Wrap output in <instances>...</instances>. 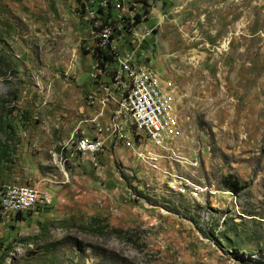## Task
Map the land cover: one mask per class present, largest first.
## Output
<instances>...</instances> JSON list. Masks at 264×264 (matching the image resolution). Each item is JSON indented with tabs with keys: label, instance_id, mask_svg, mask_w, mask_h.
Masks as SVG:
<instances>
[{
	"label": "rangeland",
	"instance_id": "rangeland-1",
	"mask_svg": "<svg viewBox=\"0 0 264 264\" xmlns=\"http://www.w3.org/2000/svg\"><path fill=\"white\" fill-rule=\"evenodd\" d=\"M93 1L0 0V184L54 197L0 214V264H264V0H147L131 30L117 22L116 45L171 92L179 133L99 137L97 164L73 149L84 115L65 95L93 82ZM124 1L104 13L140 10Z\"/></svg>",
	"mask_w": 264,
	"mask_h": 264
},
{
	"label": "built area",
	"instance_id": "built-area-1",
	"mask_svg": "<svg viewBox=\"0 0 264 264\" xmlns=\"http://www.w3.org/2000/svg\"><path fill=\"white\" fill-rule=\"evenodd\" d=\"M107 3H110L109 7L111 8L112 4H119L121 9H124L125 6L124 0H112L111 2L99 0L93 5H100L107 9L109 8ZM85 13L92 19L93 28L96 30V41L91 52L96 47L102 50L106 49L113 58L102 63L94 58L95 62L89 71L90 79H92L93 73H102V83L93 84V89L87 92L84 97L86 104L94 109L91 118L97 119L98 132L85 136L79 155L88 157L94 164L98 163L100 155L107 149L106 144H99L101 127H110V130H115V137L125 138L128 145H130L129 136L146 138V135H154L155 141H158V138L177 135V127L172 126V118H177V116L171 92L163 86L153 70L147 67V71H140V63L132 56L131 52H123L121 47L116 45L115 42H118L119 39L113 38L112 35L115 28L110 23H103L101 13L92 7ZM116 17L120 19L121 15L116 14ZM119 28L117 30H120ZM149 34L150 30H146L143 36ZM103 53L105 52L103 51ZM146 82L158 83V90L146 91ZM121 91H128V98L121 100H123V106H133L136 123H128L127 115L123 114V108H110V100L120 99ZM146 99L156 100V108L144 107ZM164 99H171V106H164ZM155 111H162V119H155ZM8 184L16 183H3L5 188ZM16 185H23L22 198L16 200L14 207H5V202L0 204V214L7 219H13L17 213L38 212L40 208L48 207L53 199L52 195L39 184L27 182Z\"/></svg>",
	"mask_w": 264,
	"mask_h": 264
},
{
	"label": "crops",
	"instance_id": "crops-1",
	"mask_svg": "<svg viewBox=\"0 0 264 264\" xmlns=\"http://www.w3.org/2000/svg\"><path fill=\"white\" fill-rule=\"evenodd\" d=\"M83 69H86V68L84 67ZM95 75H96V73H95ZM101 75H102V73H100L98 75V77H95V76H93V77H94L95 80H98ZM89 79H90V77H89ZM94 79H92L93 82H90V84H88V86L86 87L85 86L86 83L85 82H78V78L76 77V79L71 80V83H74V84L70 85L69 90L67 89L66 93H65V95H67V99L71 103L72 102H79V104L76 105L77 106L76 110L78 109L77 110L78 116L79 117L82 116V118H83V115H84L83 121L80 120V123L77 122V125L73 126V128L75 127V131H78L79 133H81V135H82L81 137H85L86 136L85 134H90V135L94 134L93 128L95 129V132H98V125L96 123L97 119L96 118H91V115H88V114H91L94 111V109L91 108L90 106H88L86 104L85 99H84L86 93L93 89V84L102 83V80L94 81ZM58 81H60V80H58ZM68 85L69 84H67V86ZM61 86L63 87L64 84H63V82L60 81V84L58 83V87L61 88ZM120 105L121 104H120V102L118 104L117 99H112L111 100V108H121ZM79 113H80V115H79ZM130 121L128 119V123H130ZM89 122H91L93 126ZM103 128L107 129V130L106 131L104 130L103 132H101L100 138H103L104 141H105V138L110 136V134L115 133V130H110V127H103ZM60 144H61V146H63L65 144H67V143H60ZM70 149H72L71 146L68 147V150H70ZM72 154H76V153H71V155ZM108 154H109V150L106 149V151L103 154H101L100 157H107ZM55 192H57V194H55L56 197H60V193L58 191H55ZM52 198L54 200L53 196H52Z\"/></svg>",
	"mask_w": 264,
	"mask_h": 264
},
{
	"label": "trees",
	"instance_id": "trees-1",
	"mask_svg": "<svg viewBox=\"0 0 264 264\" xmlns=\"http://www.w3.org/2000/svg\"><path fill=\"white\" fill-rule=\"evenodd\" d=\"M99 1V0H97ZM95 1V3L97 2ZM112 0H107V2H111ZM114 1H118V0H114ZM134 4L138 3L140 5V10L136 9V12L134 13V15L132 16H122L120 19L113 15V13H111L112 11H110V9H108L106 11V13H104V8L100 5H93L91 4V7L95 9V11H97L98 13H101V17L103 18L102 21L104 24H108L110 23L111 26H113V28H115V30L118 29V27H116V23L119 22L122 25L123 22V28L125 27L128 30H131L132 27L136 26L141 20H142V15L147 14L146 12L148 11L147 8V0H135L133 1ZM108 7L110 6V3H107ZM144 13V14H143ZM120 29V28H119ZM103 51L105 53H103ZM93 57L96 58L100 63H102L103 61H110L112 60V54L108 53V51L106 49H99L98 47L95 48L94 51L91 52ZM101 54H103L101 56ZM98 77V76H96ZM7 126V125H6ZM0 129L2 128V125L0 123ZM5 142L4 143H0V170H1V162H2V158L5 157L6 155V148H5ZM228 184L230 186V188H242V185L239 184V182L237 180H233V181H228ZM2 186V184H0V187ZM46 207H42L39 209L40 210H44ZM26 214H29L28 212ZM22 214L21 213H17L15 218H19Z\"/></svg>",
	"mask_w": 264,
	"mask_h": 264
},
{
	"label": "bare ground",
	"instance_id": "bare-ground-1",
	"mask_svg": "<svg viewBox=\"0 0 264 264\" xmlns=\"http://www.w3.org/2000/svg\"><path fill=\"white\" fill-rule=\"evenodd\" d=\"M136 9H138V7H136ZM140 71H141V64H140ZM93 76L95 77L98 76V73H96V75L95 73H93ZM93 76H92V79H93ZM145 90L146 91H157L153 87V82H146ZM127 98H128V91H121L120 99H127ZM120 104H121V108H123V114L125 113L127 114V121L129 118V120H131L132 123H136V113L133 112V106H123V100L120 101ZM144 107L156 108V100L154 99L144 100ZM110 108H111V100H110ZM155 119H162V111H155ZM103 130L104 129L101 127V132H103ZM84 138L85 137H81L80 139H77L74 141L73 149L76 152H80V147H82V141ZM99 144H102V143L99 141ZM63 146L66 147V145H63ZM22 196H23V185L8 184L7 188H5L4 185L0 187V204H4L5 202V207H14L16 204V200L18 198H22ZM52 201L53 199H51L49 205L52 203Z\"/></svg>",
	"mask_w": 264,
	"mask_h": 264
}]
</instances>
